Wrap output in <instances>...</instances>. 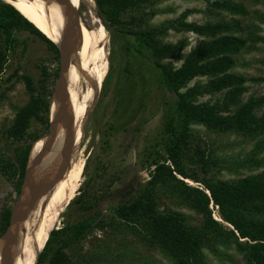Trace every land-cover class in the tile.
Returning a JSON list of instances; mask_svg holds the SVG:
<instances>
[{"label":"rangeland","instance_id":"obj_1","mask_svg":"<svg viewBox=\"0 0 264 264\" xmlns=\"http://www.w3.org/2000/svg\"><path fill=\"white\" fill-rule=\"evenodd\" d=\"M77 1H80L79 5ZM86 1L75 0L76 10L81 15V20L85 19L92 24L85 13L88 8ZM232 1L243 5L246 15H230L211 10L202 0H148L122 12L119 15L120 23L110 25L95 16V3L92 0L90 12L101 22L106 32L109 72L104 91H100V86L107 71L94 102L80 117L79 142L73 149L75 156L68 170L71 196L59 212L53 229L97 217L102 218L105 223L112 220V225L103 229L93 227L83 240L67 248L66 264H173L156 245L130 233L112 218V210L129 202L148 179V164L155 153H163L160 146L162 126L165 115L171 112L173 106V94L167 92L161 84L157 70L146 58L147 53L141 57L131 47L132 33L174 20L184 10H192L186 18L188 22L203 24L234 20L241 29L235 35L245 39L246 45L232 56L234 65L229 72L247 79L244 84L246 92L241 100L249 96H264V0ZM13 36L16 45L6 53L0 73V174L3 177L0 182H6L5 187L0 188V214L3 209L10 212L22 182V179L19 181L14 164L16 150L31 139L16 142L6 136L15 112L29 99L22 78L27 76L36 85L40 78L39 70L44 67L52 75L50 84L52 83L53 89L56 81L53 75L58 72V59L53 57L38 37L23 31L14 32ZM178 40H184L188 44L184 49L185 53L190 47L206 39L192 33L172 30L161 37L164 43L173 44ZM172 63L179 66L180 61ZM251 79L255 81H250ZM195 81L205 82L206 78L192 80L186 87L192 86ZM125 93L126 107L113 113L119 96ZM219 98V95L203 96L198 102ZM48 100L50 105L51 96ZM261 111H264V102L256 110V115ZM129 118L133 120L127 122ZM190 130L193 139L188 147V156H192L194 161H188L186 167L199 180L229 181L264 171V165L255 168L248 163L250 152L254 151L258 141L264 139L263 136L235 129L210 131L196 124L190 125ZM47 132L48 124L45 127L34 120L29 122L26 130L27 134L36 136V139ZM197 150L202 152L205 166L197 161ZM262 157L264 158V150L254 158ZM186 182L190 186L202 188L198 182ZM71 200L76 202L68 205ZM82 204L90 205V209L82 211L79 208ZM208 208L211 218L220 221L217 207L209 204ZM157 209L177 212L184 216L187 226L197 230L202 228L201 215L173 199L160 197ZM1 226L0 221V231ZM14 247L13 245V250ZM200 253L205 264H244L241 255L232 245L227 248L220 239L208 233L201 244Z\"/></svg>","mask_w":264,"mask_h":264},{"label":"trees","instance_id":"obj_2","mask_svg":"<svg viewBox=\"0 0 264 264\" xmlns=\"http://www.w3.org/2000/svg\"><path fill=\"white\" fill-rule=\"evenodd\" d=\"M93 1L98 17L107 24L117 25L122 12L148 0ZM202 1L211 10L230 15H246L243 5L232 0ZM191 12L192 10H184L174 20L132 33L131 47L141 57L147 53L146 58L157 70L161 84L167 92L173 94V106L171 112L165 115L162 126L160 146L163 153H155L148 164V179L129 202L112 210V218L130 233L156 245L173 264H205L200 248L207 233L220 239L227 248L232 245L241 255L244 264H264V171L236 180L210 182L206 179L199 180L186 167L188 161H194L192 156H188V147L193 139L190 125H200L210 131L235 129L264 137V111L256 115V110L264 102V96H249L241 100L246 92L244 84L247 79L229 72L234 65L232 56L246 45L245 39L235 35L241 31L239 23L234 20L203 24L188 22L186 18ZM169 30L192 33L206 40L184 53L188 45L184 40L173 44L161 41V37ZM20 31L38 37L53 57L58 59L54 44L12 5L0 1V73L6 53L16 45L13 33ZM172 61H180L179 66H175ZM39 71L40 78L36 85L29 77L22 78L29 99L15 112L14 119L6 130V136L12 141L31 138L29 143L22 144L15 153L14 164L19 181L22 179L31 145L37 140L36 136L26 133L29 122L34 120L45 127L48 124L52 75L44 67ZM108 72L109 69L102 81L101 92L104 91ZM201 78H206V81H195L192 86L186 87L190 81ZM221 92L223 94H218ZM127 93L119 96L113 113L126 107ZM216 95L220 98L198 102L203 96ZM129 119L127 122L133 120ZM262 150L264 139L258 141L254 151L249 154L248 163L255 168L264 165L263 157L254 158ZM196 152L197 161L205 166L202 152ZM186 180L198 182L202 188L190 186ZM162 196L197 211L203 219L202 228L197 230L187 226L184 216L177 212L159 211L157 203ZM73 202L76 200H71L68 205ZM209 204L217 207L220 221L211 218ZM79 208L87 211L90 205L82 204ZM8 216L9 210L3 209L0 214V233L7 225ZM90 220L83 219L52 229L36 264H66L67 248L83 240L93 227L103 229L112 225V220L105 223L99 217Z\"/></svg>","mask_w":264,"mask_h":264},{"label":"bare ground","instance_id":"obj_3","mask_svg":"<svg viewBox=\"0 0 264 264\" xmlns=\"http://www.w3.org/2000/svg\"><path fill=\"white\" fill-rule=\"evenodd\" d=\"M12 5L23 17L31 22L53 44H59L60 36L68 26L71 30L73 16L66 10L64 3L52 0H2ZM67 2L76 9L75 0ZM78 5L80 1H77ZM85 12L90 24L80 19L77 12L76 26L70 32L72 48V64L66 71V85L72 119L69 125L72 143L64 135L61 128L58 136L35 173V182L40 185L41 194L36 196L26 217L15 230L5 250L6 264H36L49 232L54 228L58 214L65 207L71 196L69 182V165L74 158L73 148L79 142V120L88 106L94 102L96 93L107 68V37L104 27L92 15V0H87ZM70 20V21H69ZM51 106V113L54 112ZM82 122V121H81ZM42 144V139L33 143L30 158L35 156ZM72 148V151L69 150ZM69 151L68 166L59 176H54L60 161ZM74 160V159H73ZM61 165V163H60ZM74 184V183H73ZM32 229V236L30 237ZM15 243V244H14ZM11 245V247H10ZM13 245L14 250H13ZM9 262V263H7Z\"/></svg>","mask_w":264,"mask_h":264},{"label":"water","instance_id":"obj_4","mask_svg":"<svg viewBox=\"0 0 264 264\" xmlns=\"http://www.w3.org/2000/svg\"><path fill=\"white\" fill-rule=\"evenodd\" d=\"M59 3H64L66 10L70 15L73 16L71 22V30L76 26L77 12L75 8H72L67 0H52ZM98 18V15L95 13ZM70 21V20H69ZM101 24V22H100ZM102 25V24H101ZM103 26V25H102ZM67 26L60 36L59 44H54L57 50L58 56V72L56 76V81L54 83L52 93H51V105H54V112L49 111L48 118V132L39 139H42V144L38 152L30 158L29 154L24 167L22 182L19 188V193L13 206L9 212L7 225L0 235V264H6L5 261V250H7L8 243L12 238L15 230L21 224L23 219L26 217L28 210L31 207L32 201L36 196H40V185L42 182H35V173L42 162L44 157L48 154L52 148L57 136L58 129L61 128L64 135L72 143V134L69 129V125L72 119L71 109L69 105V99L67 95V85H66V71L72 64V48L70 41V32ZM101 87V86H100ZM38 140V139H37ZM36 140V141H37ZM35 141V142H36ZM72 148L69 150L72 151ZM74 149V148H73ZM67 151L66 157L60 161L58 168L55 170L54 176L57 178L61 171L65 170L68 166V160L70 158V153ZM30 152V151H29ZM39 255V254H38ZM9 263V262H7Z\"/></svg>","mask_w":264,"mask_h":264},{"label":"flooded vegetation","instance_id":"obj_5","mask_svg":"<svg viewBox=\"0 0 264 264\" xmlns=\"http://www.w3.org/2000/svg\"><path fill=\"white\" fill-rule=\"evenodd\" d=\"M30 150H31V148H30ZM29 154H30V152H29ZM1 178L3 179V177H2L1 174H0V180H1ZM5 185H6V182L3 181L2 184H1V182H0V188H4Z\"/></svg>","mask_w":264,"mask_h":264}]
</instances>
